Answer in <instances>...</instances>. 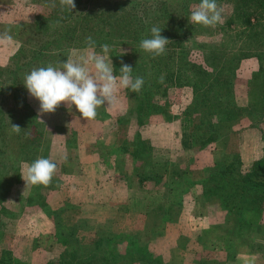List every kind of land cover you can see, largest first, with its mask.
Segmentation results:
<instances>
[{
	"label": "trees",
	"instance_id": "trees-1",
	"mask_svg": "<svg viewBox=\"0 0 264 264\" xmlns=\"http://www.w3.org/2000/svg\"><path fill=\"white\" fill-rule=\"evenodd\" d=\"M74 2L76 8L73 12H62L59 0H55V8L52 7L53 0H17L21 5L16 3L10 9L13 12L11 21L19 23L29 35L10 56L5 70L8 74H1L0 185L11 184V180L6 179L9 170H14L19 178L24 164L40 158L50 139L43 119L36 111L34 117L29 113L34 105L29 101L32 97L23 83L25 75L34 68L60 65L71 48L85 45L87 37H92L94 31L100 32V39L92 37L97 45L105 43L107 38L114 40L115 48L109 55L115 74H120L123 61L132 66L134 78L140 76L145 81L139 94L130 89L118 92L119 98L139 99L137 111L117 109L112 113L109 107L103 106L97 111L96 118L88 123L99 127L98 137L94 139L97 148H110L101 154L107 156L112 153V173L116 179L127 180L129 184L136 182L141 186H148L151 181L155 185L159 183L168 191L165 195L179 204L192 188L202 187L201 195L215 197L218 206L225 210L213 228L222 234L221 248L224 247L228 256L238 254L232 249L238 242L247 244L252 251L264 257V153L246 167L240 156L228 158L222 152L214 163L208 161L206 166L192 167L188 163L175 166L176 162L171 158L154 155V147L144 141L142 132L148 122L159 123L171 118L172 102L176 101V93L184 85L193 87L196 109L193 137L196 146L205 147L211 141L217 142V145L225 142L226 131L244 115L252 124L264 128V0H216L218 4L234 3L227 22L229 25H244L241 30L245 35L242 45L248 47V51L243 54L235 51L234 43L238 42L236 33H233L235 38L230 40V35V39L222 43L197 38L196 27L188 18L192 3H200V0ZM153 26H158L162 30L161 35L169 40L166 53L156 58L139 48L140 41L150 37ZM21 29L19 33L23 34ZM241 32L237 34L241 35ZM195 49L202 51V60L193 57ZM226 54H234L238 58L256 55L260 59L258 69L248 81L246 104H240L237 99V74L224 70ZM161 76L164 77L163 83L158 82ZM9 93L13 94L15 101L8 109L4 100ZM16 113L20 116L17 123L21 128L19 134L9 130L7 125L9 116ZM210 124L217 129H210ZM64 139L68 148L67 161L77 172L80 168L78 145L84 141V134L70 127ZM10 143L11 151L3 148L5 145L9 147ZM7 154L12 169L3 160ZM57 171L61 176V168ZM140 230L136 228L132 233L113 230L108 237L94 238L92 242L95 246H87L81 241L71 243L66 260H53L47 264H165L162 253L154 252L149 241L137 237ZM109 239L126 240L128 249L121 251L117 244L107 248L105 242ZM197 240L195 244L198 245L204 242L201 237ZM188 246L185 244V247ZM94 254L100 258L96 263L92 261ZM194 260L196 264H208L204 254ZM0 264L28 263L13 249L2 248Z\"/></svg>",
	"mask_w": 264,
	"mask_h": 264
},
{
	"label": "rangeland",
	"instance_id": "rangeland-1",
	"mask_svg": "<svg viewBox=\"0 0 264 264\" xmlns=\"http://www.w3.org/2000/svg\"><path fill=\"white\" fill-rule=\"evenodd\" d=\"M16 3L17 0H0V34L9 31L13 37L10 44H0V86L1 74H8L5 70L10 56L29 35L27 30L20 28L19 23L11 21L13 12H10V9L20 2ZM198 4L192 3V9ZM218 5L223 8V23L215 28L195 25L197 38L222 43L223 40L230 39V35V40L235 38L233 33H236L238 42L234 43L235 51L241 54L247 52L248 47L242 45L245 35L241 30L244 25H229L227 22L234 3L222 2ZM19 29L23 34L19 33ZM238 32H241V35H238ZM92 37L100 39L101 34L94 31ZM97 44L95 52H100V46L103 44L110 45L111 50L115 48L113 38H107L101 45ZM255 48L256 45L253 47L254 51ZM87 49V44L73 47L68 55L72 53L73 59H76L89 54ZM192 55L195 59H203L200 49H195ZM63 60L66 62L67 57ZM259 64L260 59L256 55L238 58L234 54H226L224 70L237 74V99L240 104L247 103L248 81ZM7 96L4 106L9 109L13 106L15 97L12 93ZM175 98L169 120L148 122L142 129L144 141L154 147V155H157V158H171L176 162L175 166L188 163L192 167H202L208 165V161L214 163L222 152L228 158L240 156L246 167L263 155L264 128L252 124L246 115L229 127L225 142L217 145V142L211 141L205 147L196 146L193 137L196 114L193 87L184 85L178 89ZM29 101L35 107H31L29 113L34 117L36 111L45 123L47 134L50 135L41 157L55 162L57 170L61 168L62 177L56 170L49 186L29 185L26 188L22 174L18 178L14 170H9L6 179L11 180V184L4 187L0 185V253L2 248H11L28 264L64 261L68 257L66 254L71 249V243L81 241L87 246H95L92 242L94 238L110 235L113 230L132 233L138 228L141 230L137 237L149 241V246L154 252L162 253L166 259L165 264H196L194 259L203 254L208 264H264V257L252 251L245 243L236 242L232 247L235 254L238 253L234 257L228 256L224 247L221 248L222 234L213 228V225L221 220L225 210L218 206L215 197L202 196V187L192 188L179 204L172 202L165 195L168 191L159 183L155 185L151 181L148 186H141L136 182L129 184L127 180H117L112 173V153L107 156L101 154L110 148H97L98 145L94 141L98 137V125H88L89 120L82 118L75 105L69 108L65 102H61L54 113L40 114V102L33 97ZM139 101L137 98L118 97L116 106L109 108L112 113L117 109L137 111ZM9 118L11 121L9 120L7 125L10 130L11 125H17L20 116L16 113ZM70 127L84 134V141L78 145L80 168L77 172L67 161L68 148L64 138ZM210 129H217V126L210 124ZM11 145L12 143L3 148L10 150ZM216 149L220 151L215 152ZM3 160H6L7 167L12 169L8 154ZM27 166L28 163H25L22 169L25 175ZM2 170L5 171L6 168L3 167ZM199 237L204 240L202 245L195 244ZM105 243L107 248L117 244L121 251L128 249L127 242L123 239H109ZM185 244L189 246L185 247ZM193 245L198 247H192ZM99 260L98 254L92 255V261L96 263Z\"/></svg>",
	"mask_w": 264,
	"mask_h": 264
},
{
	"label": "clouds",
	"instance_id": "clouds-1",
	"mask_svg": "<svg viewBox=\"0 0 264 264\" xmlns=\"http://www.w3.org/2000/svg\"><path fill=\"white\" fill-rule=\"evenodd\" d=\"M61 11L73 12L76 8L74 0H59ZM52 7H56L53 0ZM189 22L192 25L215 28L223 23V8L216 0H200L190 12ZM162 30L158 26L150 29V37L143 38L139 48L151 55L153 58L166 53V46L169 40L161 35ZM13 37L9 31L0 34V44L8 45ZM88 46L87 55L73 59L69 53L66 62L60 65L39 67L32 69L24 77V86L30 97L40 102L39 113H54L61 102H65L69 108L75 105L84 120H94L97 116V109L100 106L115 107L117 104L118 92L121 89H130L139 94L144 86V78L133 77L131 65L121 61L119 75L109 55L111 46L103 44L101 51L95 52V40L91 36L86 38ZM160 83L164 77L159 78ZM12 131L19 134L20 126L11 125ZM57 170V164L49 158H37L28 164L26 175L22 170V179L26 181V188L29 185L45 187L49 186Z\"/></svg>",
	"mask_w": 264,
	"mask_h": 264
}]
</instances>
